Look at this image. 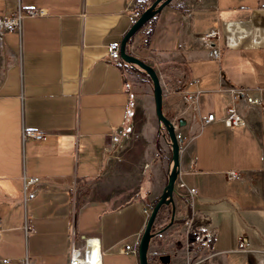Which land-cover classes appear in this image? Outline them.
Wrapping results in <instances>:
<instances>
[{"label":"crops","instance_id":"0c3cea01","mask_svg":"<svg viewBox=\"0 0 264 264\" xmlns=\"http://www.w3.org/2000/svg\"><path fill=\"white\" fill-rule=\"evenodd\" d=\"M132 1L0 0V16L16 4L45 11L0 36V264L23 256L66 264L71 219L99 238L101 264H139L143 207L166 183L171 147L148 75L108 57L129 28ZM154 16L134 54L159 75L163 113L185 120L176 181L196 188L195 210L213 227L215 252L202 264H264V0H170ZM210 27L219 60L201 37ZM173 80L201 91L197 111L171 92ZM230 85L261 87V104L238 103L245 126L220 120L229 96L219 88ZM209 111L216 119L204 122ZM119 126L127 136L108 152ZM23 129L44 135L22 139ZM29 176L35 193L23 198ZM174 199L181 216L185 205Z\"/></svg>","mask_w":264,"mask_h":264},{"label":"built area","instance_id":"2783aa9c","mask_svg":"<svg viewBox=\"0 0 264 264\" xmlns=\"http://www.w3.org/2000/svg\"><path fill=\"white\" fill-rule=\"evenodd\" d=\"M140 0H133L129 7L128 18L129 27L136 21L141 15L145 6L141 5ZM45 11L41 7H23L16 4L13 11L7 15L0 16V36L3 31L7 30H20V23L23 17H32L44 14ZM145 24L130 38L127 42L126 48L130 53H135L137 47L143 43L145 33ZM142 31V33H140ZM145 34V35H144ZM218 29L216 27H210L203 31L201 37L204 39L208 46V54L211 58L219 60L221 56V49L217 44ZM108 57L110 60L117 61L119 63L124 62L120 57V43H112L108 46ZM171 92L183 95L190 103L194 110H198V96L200 90L190 92L184 87V83L181 81L173 80L169 85ZM225 91L229 96L228 104L225 107L224 114L220 120L227 126H245L247 121L245 116L238 108V103L244 101L249 105H258L262 103V97L260 94L261 87H249L243 85H230L221 86L219 88ZM179 118H172L171 121L174 125L175 137L179 143V151L183 149L186 143V137L181 131L179 126ZM216 119V115L213 111L207 112L204 122H212ZM44 135L43 131L34 129H23L21 133L22 139H40ZM127 136V130L124 126H119L114 129L110 135L109 143H107L106 150L112 151L118 149ZM229 178L237 177L238 174L235 171H228ZM37 181L36 176H29L24 179L23 198L32 197L35 193V189L28 190L30 185H33ZM176 186L183 190L186 195L185 208L187 209V215L183 219L185 227V244L186 246L200 247L207 249L211 253H214L213 248V227L208 221L196 222L197 212L195 210L196 200V188L189 187L182 181H176ZM151 211L150 206H144L143 212L148 217ZM25 230H30L28 225L24 226ZM237 246L240 250L246 251L250 248L249 240L244 235L237 236ZM95 251L97 254L95 261L92 260L91 254ZM124 251L136 252L135 247H131L130 244L124 246ZM1 262L7 263L6 258H2ZM22 264H31V261L27 256H23L21 259ZM66 264H101V247L99 238L95 235H85L75 230L73 219H71L70 229L68 232V251Z\"/></svg>","mask_w":264,"mask_h":264},{"label":"water","instance_id":"95a60500","mask_svg":"<svg viewBox=\"0 0 264 264\" xmlns=\"http://www.w3.org/2000/svg\"><path fill=\"white\" fill-rule=\"evenodd\" d=\"M170 0H152L148 6H146L141 15L136 21L128 28L124 36L120 41V57L125 63H129L137 66L143 72H145L150 78L153 85V95L155 103V113L162 127L165 129L169 144L171 147V166L167 175L166 183L156 201L151 205V211L147 217L145 227L140 235L139 242L137 245V253L139 264H150L149 263V245L150 240L154 235V223L157 217V213L163 205L170 206V219L168 224H172L176 213V201L174 195L176 193V180L179 173V143L175 137L174 125L171 118L165 115L162 111V86L160 78L155 68L138 57L137 55L130 53L127 48V42L130 38L160 9L166 5ZM179 126L185 124L183 118H179ZM159 260L163 264H169L171 256L167 253L160 254Z\"/></svg>","mask_w":264,"mask_h":264},{"label":"rangeland","instance_id":"374dc122","mask_svg":"<svg viewBox=\"0 0 264 264\" xmlns=\"http://www.w3.org/2000/svg\"><path fill=\"white\" fill-rule=\"evenodd\" d=\"M140 1L141 5L147 6L152 0ZM139 75L140 73H138ZM181 130L183 131L184 127H181ZM169 215V205H163L157 213L153 229L158 231V237L155 243L149 245V263L163 264L158 256L167 253L171 256L169 264H202L207 257L211 256V252L196 246L188 248L185 244V227L183 222L174 220L172 224H168ZM175 216H178L177 212Z\"/></svg>","mask_w":264,"mask_h":264},{"label":"trees","instance_id":"16d2710c","mask_svg":"<svg viewBox=\"0 0 264 264\" xmlns=\"http://www.w3.org/2000/svg\"><path fill=\"white\" fill-rule=\"evenodd\" d=\"M149 5V4H148ZM147 5V6H148ZM146 7V6H145ZM144 7V8H145ZM154 18H155V16H153V17H151L145 24H147V23H152L153 22V20H154ZM150 32H151V29H149L148 30V35L150 36ZM146 43V42H145ZM145 43H143L142 45H144ZM175 196H176V198L179 200V202L181 203V204H183V205H185L186 204V195H183V194H180V193H175ZM186 211H185V213H183L181 216H174V220L175 221H183V219L186 217V215H187V209H185ZM176 217V218H175ZM169 219H170V215H169ZM202 221H205L204 220V218H202L201 216H199L198 214H197V216H196V222H202ZM157 237H158V231H155L154 230V235H153V237L151 238V240H150V244H153V243H155L156 242V239H157Z\"/></svg>","mask_w":264,"mask_h":264},{"label":"bare ground","instance_id":"6f19581e","mask_svg":"<svg viewBox=\"0 0 264 264\" xmlns=\"http://www.w3.org/2000/svg\"><path fill=\"white\" fill-rule=\"evenodd\" d=\"M96 255H97V254L95 253V251H93L92 254H91V258H92L93 261H95V257H96Z\"/></svg>","mask_w":264,"mask_h":264}]
</instances>
